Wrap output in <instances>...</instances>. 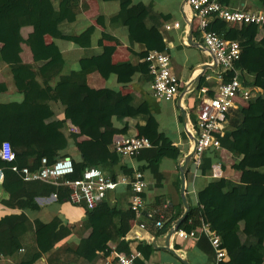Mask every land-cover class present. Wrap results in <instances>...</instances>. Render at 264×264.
Wrapping results in <instances>:
<instances>
[{"label":"trees","instance_id":"16d2710c","mask_svg":"<svg viewBox=\"0 0 264 264\" xmlns=\"http://www.w3.org/2000/svg\"><path fill=\"white\" fill-rule=\"evenodd\" d=\"M119 1L124 5L128 0ZM49 2L51 7L44 9L37 5L36 0H0V66L10 68L15 87L23 96L20 103L0 104V146L8 142L14 154L12 161H4L0 156L2 188L8 195L3 203L8 207L35 211L38 210L33 200L36 196L55 195L57 202L67 201L71 189L61 184L65 180H80L88 167L118 163L119 155L110 150L112 138L116 134L126 135L129 122L134 124L138 136L150 140L151 147L140 151L136 158L145 161L152 177L160 182V160L163 157L178 160L182 153L156 131L143 112V101L135 103L133 95L127 96L120 91L107 97L91 88L87 78L92 73L104 80L111 75L139 73L140 81H152L147 64L139 62L138 55L143 58L148 51H164L165 44L159 30L162 16L153 11L152 5L144 7L141 3L123 6L111 15L109 27L126 31L130 45L137 43L144 49L138 55L130 51L136 62L130 59L113 63L112 55L118 40L103 33L96 48H92L90 41L94 26H89L77 37L71 35V24L80 0ZM234 2L221 0V4L230 9H233ZM258 2L264 10V0ZM96 23L103 25V18L98 17ZM208 29L224 40L238 43L240 56L233 67L239 74L258 77L262 93L251 97L247 108L234 112L225 134L219 138V149L239 158L229 170L240 172L247 181L210 178L198 195V204L189 207L179 228L187 232L195 231L198 238L196 248L214 261V251L208 238L198 231L202 219L214 215L216 219L209 226L218 235L228 256V261L221 264H258L264 261V126L257 132L246 121L264 117V36L258 39L264 25L228 23L211 14ZM45 37H50L52 41L47 43ZM56 40L81 47L83 58L89 59L92 64L86 69H70L55 44ZM103 40L115 44L104 45ZM24 47L30 52L31 63L22 61ZM5 89L0 84V93ZM50 103H59L63 107V121L55 118ZM113 119L123 127H114ZM67 122L78 132L65 133ZM80 137L84 139L78 141ZM69 143L75 147L79 159L62 153ZM61 157L71 160L73 172L61 178L60 185L24 181L12 170L16 167L35 172L42 166L41 159L45 158L51 165ZM216 157V150L202 155L198 165L202 175L211 176ZM122 172L129 174L130 170L127 172L123 168ZM84 209L89 233L80 240L75 250L65 243L71 228L63 225L58 218L44 224L30 222L23 213L1 217L0 263L1 259L21 252L17 264H36L41 257H46L44 264H95L99 253H107V241L123 237L128 232L134 213L129 208V202L124 210L117 205L111 206L104 199L94 208L87 209L84 205ZM29 229H33L34 245L22 248L20 236ZM166 230L164 225L159 235ZM124 245V241L119 242L117 250L125 252ZM136 249L145 260L154 251L145 242H139ZM134 264H141V261L135 259Z\"/></svg>","mask_w":264,"mask_h":264},{"label":"crops","instance_id":"0c3cea01","mask_svg":"<svg viewBox=\"0 0 264 264\" xmlns=\"http://www.w3.org/2000/svg\"><path fill=\"white\" fill-rule=\"evenodd\" d=\"M36 2L38 6L44 9L51 7L49 0H36ZM182 2L183 0H128L124 5H121L119 0H80L75 20L71 24V35L75 37L82 34L89 26H94V33L90 41L92 48H96L97 42L103 33L118 40V45H116L112 55L113 63L127 62L130 59L136 62V59L131 57L130 51L138 55L144 52V49L137 43L130 45L126 31H122L119 28H110L109 17L118 12L123 6L124 8L131 7L139 3L144 7L152 5L153 11L162 16L159 30L165 44L164 52L169 56L173 75L180 82L179 91L173 100L165 101L155 98L150 90L151 81H140L139 73H134L131 76H126L125 74L111 75L106 80L102 79L98 74L92 73L87 78V83L91 88L102 92L107 97L120 91L127 96L133 95L135 103L143 101L145 103L143 112L149 117L156 131L168 139L171 145L182 153L178 160H172L167 157H163L160 160L158 166L162 177L160 182H156L152 177L146 162L136 157L123 158L119 156L118 163L105 164L98 168L104 175L112 178L124 174L122 172L123 168L127 172L130 170L129 174H124L126 176H131L135 171L142 172L147 182L144 192L146 207L157 208L164 212L163 226L166 225L167 228L164 234L159 235L160 229H156L149 221L138 218L137 222L131 221L130 228L123 237L106 242V245L111 247L117 246L119 242L124 241L125 253L127 251V254H134L136 259L141 261V264H182L179 258L165 249L162 238L165 237L169 229L174 226L175 222L186 211L179 193L181 185L179 178L180 160L194 148L195 141L193 138L196 135V116L202 99L205 96H214L218 85V70L215 61L202 44L196 18L191 16L187 4L183 6ZM233 9L264 11L258 0H235ZM98 17L103 18V25L96 23ZM172 22H178L180 24L179 28L166 30L164 28L165 24ZM189 23L192 24L191 37L189 35ZM262 36H264V31L258 35V39ZM45 40L47 43L52 41L50 37H45ZM55 44L63 60L69 64L70 69H86L92 64L89 59L83 58L84 50L81 47L63 40H56ZM103 44L113 45L115 43L103 40ZM21 58L26 64L32 62L27 47L23 48ZM141 59L138 55L139 62H141ZM197 76L199 79L192 88V83ZM239 79L241 84L250 91L251 97L262 93L260 88L261 80L258 77L243 73L239 74ZM0 84H3L6 88L5 91L0 93V104L20 103L22 101L23 96L17 91L11 70L7 65L0 66ZM201 89H204L205 93H202ZM258 101L262 100L258 99ZM247 106L248 100L245 101L241 97H237L234 100V107L229 110L226 127L229 125L230 118L233 117L234 112L238 109L247 108ZM49 107L57 120H64V109L59 103H50ZM129 110L132 111V109ZM112 123L118 129L123 127L122 124L114 119ZM246 123L258 132L264 126V117L249 119ZM133 125L132 122H129L127 134H116L113 138L115 136L131 137L137 135ZM67 126L68 130L65 133L69 131L78 132L76 128L69 125V122H67ZM82 139L84 138L80 137L78 141ZM110 150H112L111 146ZM216 151L217 157L213 159L212 165L214 163L220 164L221 170H223L222 177L233 182L247 181V178L240 172L229 170L230 166L237 162L239 158L232 156L224 149ZM62 153L67 154L72 159H79V155L72 143H69L67 149ZM192 158L185 171L184 194L188 209L190 206L193 207L198 204L199 193L204 190L210 178H212L209 175H202L198 167L193 163ZM222 166L224 169H222ZM7 198L8 195L3 190L2 181H0V218L23 213L30 222L40 221L44 224L51 222L54 218H58L63 225L71 228V234L65 240V243L72 250H75L80 240L89 233L85 209L82 203H72L69 200L60 203L57 202L56 197L53 195L46 197L36 196L33 200L38 206V210L32 211L6 206L3 201ZM129 198L130 190L128 186H120L114 191L107 192L104 200L111 206L117 205L119 208L126 210ZM215 219L214 215H208L202 219V223L210 225L214 223ZM140 222L145 223L144 230L136 229L137 224ZM20 237L22 248H30L34 245L33 229H29ZM197 239V237L179 239L171 236L169 246L189 264H213V260L208 259L205 254L196 248ZM139 242L150 244L154 249L147 260L136 249ZM20 255L21 252H18L11 258H3L0 264H17ZM103 257L104 255L99 253V258L95 264H99ZM45 261L46 257H41L36 264H44ZM258 264H264V261Z\"/></svg>","mask_w":264,"mask_h":264},{"label":"built area","instance_id":"2783aa9c","mask_svg":"<svg viewBox=\"0 0 264 264\" xmlns=\"http://www.w3.org/2000/svg\"><path fill=\"white\" fill-rule=\"evenodd\" d=\"M187 7L192 17L197 20L199 36L203 46L215 61L217 67L216 93L214 96H205L202 99L196 116L195 143L192 161L198 167L200 159L205 152L218 150L220 148L219 138L224 135L228 113L234 107V100L241 97L247 101L251 98L250 91L245 88L239 79V73L233 65L239 59L240 47L237 42L222 39L216 32L209 30L210 15L216 14L220 19L228 23L264 25V11H245L230 9L221 4V0H187ZM178 22L165 24L164 28H179ZM147 64L149 73L153 76L150 83L152 95L159 99L173 100L179 91V80L173 75L170 67V59L164 51H148L141 59ZM231 73L229 77L228 74ZM205 93L204 89H201ZM151 147V142L144 136L134 135L131 137L115 136L112 139L111 149L123 158H135L140 151ZM0 156L4 161H12L14 154L8 142L0 146ZM41 168L30 172L27 168L12 170L18 173L24 181H41L51 185H60L59 180L72 174L73 166L67 157L55 160L51 165L47 164L45 158L41 159ZM211 177H222L219 163L211 167ZM3 175L0 171V181ZM71 189L68 200L72 203H82L87 209H92L98 202L105 198L109 191H114L120 186L130 187L129 208L134 213V222L138 218L149 221L156 229L163 227L164 212L157 208H147L144 192L147 182L140 171H135L131 176L121 174L116 178L104 175L97 167H88L83 171L80 180L61 183ZM55 197V195H53ZM139 230L145 229V223L137 224ZM209 240L214 251L213 264H221L227 261L226 250L222 247L218 235L208 224H201L198 230ZM195 231L187 232L182 228L174 230L172 236L179 239L195 237ZM136 256L118 251L116 246L108 247L99 264H134ZM149 264V263H145Z\"/></svg>","mask_w":264,"mask_h":264},{"label":"water","instance_id":"95a60500","mask_svg":"<svg viewBox=\"0 0 264 264\" xmlns=\"http://www.w3.org/2000/svg\"><path fill=\"white\" fill-rule=\"evenodd\" d=\"M182 4H183V6L186 5L187 4V0H183ZM191 32H192V24L189 23V35H190V37H191ZM198 79H199V77L197 76L196 80H194V82L192 83V88L197 83ZM193 139L195 141V138H193ZM193 154H194V149L180 160V165H179V178H180V183H181L180 192L179 193H180V196H181L182 204L186 208V211L175 222L174 226L169 229V231L167 232L165 237L162 238V240L164 242L165 249L168 252H170L171 254H173L174 256H176L177 258H179V260L182 262V264H189V263L185 259L181 258L176 253V251L169 246V241H170V238H171L174 230L179 227L180 223L183 221V219L186 217V215L188 213V206H187L186 197H185V194H184V191H185V171H186V168H187L188 164L191 161V158L193 157Z\"/></svg>","mask_w":264,"mask_h":264}]
</instances>
